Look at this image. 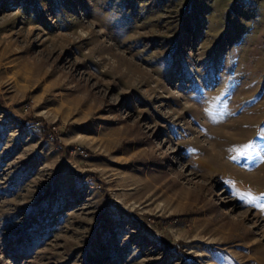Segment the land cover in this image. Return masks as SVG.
<instances>
[{
	"label": "rangeland",
	"instance_id": "rangeland-1",
	"mask_svg": "<svg viewBox=\"0 0 264 264\" xmlns=\"http://www.w3.org/2000/svg\"><path fill=\"white\" fill-rule=\"evenodd\" d=\"M262 205L264 0H0V264H264Z\"/></svg>",
	"mask_w": 264,
	"mask_h": 264
},
{
	"label": "snow or ice",
	"instance_id": "snow-or-ice-1",
	"mask_svg": "<svg viewBox=\"0 0 264 264\" xmlns=\"http://www.w3.org/2000/svg\"><path fill=\"white\" fill-rule=\"evenodd\" d=\"M251 147H252L251 144H249V145L247 146V148H251ZM245 154H247V149L245 150V152H242V153H241V155H245ZM247 198H248V200H252V199H253V197H251L250 195H249ZM262 207H264V205H262Z\"/></svg>",
	"mask_w": 264,
	"mask_h": 264
},
{
	"label": "trees",
	"instance_id": "trees-1",
	"mask_svg": "<svg viewBox=\"0 0 264 264\" xmlns=\"http://www.w3.org/2000/svg\"><path fill=\"white\" fill-rule=\"evenodd\" d=\"M50 130H51V129H50ZM50 132L52 133V132H54V131L52 130V131H50Z\"/></svg>",
	"mask_w": 264,
	"mask_h": 264
}]
</instances>
